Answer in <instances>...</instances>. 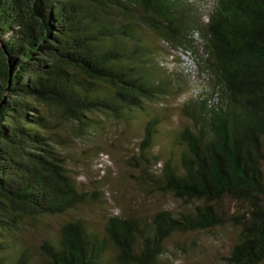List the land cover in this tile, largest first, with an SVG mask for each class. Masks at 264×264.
I'll return each instance as SVG.
<instances>
[{"label": "trees", "instance_id": "16d2710c", "mask_svg": "<svg viewBox=\"0 0 264 264\" xmlns=\"http://www.w3.org/2000/svg\"><path fill=\"white\" fill-rule=\"evenodd\" d=\"M151 33L196 67L170 70ZM185 90L179 162L156 169L157 117L134 160L182 209L114 214L102 230L68 220L37 251L23 240L90 196L50 131L54 109L90 133L95 115L134 122ZM218 230L236 233L227 264H264V0H0V264H173L197 247L170 250L174 236Z\"/></svg>", "mask_w": 264, "mask_h": 264}, {"label": "rangeland", "instance_id": "374dc122", "mask_svg": "<svg viewBox=\"0 0 264 264\" xmlns=\"http://www.w3.org/2000/svg\"><path fill=\"white\" fill-rule=\"evenodd\" d=\"M151 44L158 49V58L171 69H180V64L189 61L176 50H171L156 34L149 35ZM180 55V56H179ZM189 93L168 94L148 103L147 110L134 122L119 121L104 114L95 115L92 131L80 127L75 121L64 118L53 110L50 131L59 133V148L66 156L67 166L80 189L89 192L87 203L60 216L44 217L34 225L23 229V240L35 251L43 238L59 233L60 226L68 220L82 218L92 227L102 230L109 216L136 214L152 216L156 212L182 209L183 201L171 194L147 189L140 176V168L134 160L142 152L141 141L145 125L152 117L160 119L159 132L154 138L150 154L158 156L156 169L166 160L178 163L183 146L177 136L190 120L182 113V106ZM97 192V196L92 193ZM233 211V204L226 200ZM235 231L218 230L187 236L176 235L168 244L177 249V242H186L188 247L195 241L197 247L189 253H177L173 264H227L226 257L236 241Z\"/></svg>", "mask_w": 264, "mask_h": 264}, {"label": "built area", "instance_id": "2783aa9c", "mask_svg": "<svg viewBox=\"0 0 264 264\" xmlns=\"http://www.w3.org/2000/svg\"><path fill=\"white\" fill-rule=\"evenodd\" d=\"M184 57H186V59L189 61L187 64H185L186 66H188V68L192 69L193 68V60L190 56V53H181ZM194 69V68H193Z\"/></svg>", "mask_w": 264, "mask_h": 264}, {"label": "clouds", "instance_id": "9594fccd", "mask_svg": "<svg viewBox=\"0 0 264 264\" xmlns=\"http://www.w3.org/2000/svg\"><path fill=\"white\" fill-rule=\"evenodd\" d=\"M181 54V53H180ZM192 58V60H193V57H191ZM182 66H184L185 68H187V66L185 65V64H182ZM196 67V64H195V62H194V60H193V68H195Z\"/></svg>", "mask_w": 264, "mask_h": 264}]
</instances>
